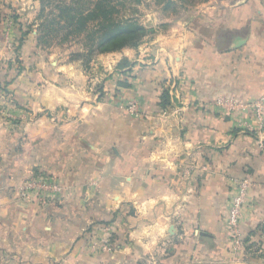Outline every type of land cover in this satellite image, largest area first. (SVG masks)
<instances>
[{"label":"crops","instance_id":"obj_1","mask_svg":"<svg viewBox=\"0 0 264 264\" xmlns=\"http://www.w3.org/2000/svg\"><path fill=\"white\" fill-rule=\"evenodd\" d=\"M5 4L0 264H264V0L145 22L89 66L42 49L40 0ZM134 100L139 117L120 108ZM35 173L54 196L26 205L12 192ZM233 177L249 182L239 243Z\"/></svg>","mask_w":264,"mask_h":264},{"label":"rangeland","instance_id":"obj_2","mask_svg":"<svg viewBox=\"0 0 264 264\" xmlns=\"http://www.w3.org/2000/svg\"><path fill=\"white\" fill-rule=\"evenodd\" d=\"M63 2H70L71 0H62ZM126 2L123 5H118V8H120L119 16H122L123 18H133L138 23L145 24V22H155L156 20H162L165 18H168L170 20H180L182 18H186V16L190 13L192 10H199L201 8L206 9L208 4L211 2L218 3L222 0H125ZM228 3L231 4H242V0H225ZM5 0H0V10L2 11V7L4 8H14V6H9L5 4ZM12 4V3H10ZM64 3H61L59 0H46L43 4V6H40V10L38 11V18L42 17L43 24H45L43 27H39L38 34L42 39L41 46L42 49L45 52H60L63 53V51L71 52V57L75 59L78 58V53L81 52H87V44H90L91 41L87 38V33L89 32H83L80 35L72 34L69 35V29L65 28V22L64 19L60 20V18H55L60 13V7L64 6ZM31 7V6H30ZM41 9H44V12H41ZM31 9H23L22 12H27ZM54 19V23L52 26H49L50 21ZM60 20V22H59ZM41 23V21H39ZM170 24V23H168ZM61 26H64L62 29ZM95 26V23L92 22L90 24V28H93ZM145 26V25H144ZM60 27V29H59ZM48 29L50 32L53 29H56V31L48 34L46 33V30ZM59 31L57 32V30ZM41 34V35H40ZM46 34V35H45ZM68 34V35H67ZM81 59V58H80ZM11 80H9L7 83H4V87L9 85L15 75L9 76ZM6 92V100L4 104L10 105L11 103H14L15 101L14 96H11L9 91ZM0 165L2 166V162L0 161ZM37 174V175H36ZM47 175L43 173H35L30 176H28L22 183V185L15 190H13L12 194H14V197L16 194H18V198H20L23 202L27 200L26 205H29L30 203L37 202L39 204H45L48 202L47 196H52L51 193L47 194L46 196L42 193L43 190L49 185ZM1 179H3L0 176ZM0 179V181H1ZM33 183V184H31ZM35 183V185H34ZM33 185V186H32ZM35 188L39 189V195L38 201L34 199L32 191L35 190ZM35 192V191H34ZM33 192V193H34ZM4 193H0V195H3ZM13 197V195H12ZM13 197V198H14ZM32 197V198H31ZM30 198V199H29ZM26 199V200H25Z\"/></svg>","mask_w":264,"mask_h":264},{"label":"trees","instance_id":"obj_3","mask_svg":"<svg viewBox=\"0 0 264 264\" xmlns=\"http://www.w3.org/2000/svg\"><path fill=\"white\" fill-rule=\"evenodd\" d=\"M40 1L43 6L46 0ZM59 1L64 3V6L60 7V13L55 18L64 19L65 28L69 29L68 34L80 35L83 32H89L86 36L91 42L86 46L88 48L87 52H81L77 55L78 58L83 60L85 66H89L91 60L98 54L118 51L125 47H137L152 32V29L146 28L133 18L119 16L120 8H118V5H123L126 2L125 0ZM41 12L43 13L44 9H41ZM55 18L50 21L49 26L53 25ZM92 22L95 23V26L90 28ZM44 25L42 19L39 27ZM61 28L63 29L64 26H61ZM45 30L48 34L56 31V29L51 32L48 29ZM39 40L42 42L40 36ZM169 104V93L164 90L161 95L160 106L166 107ZM102 223L104 224V222Z\"/></svg>","mask_w":264,"mask_h":264},{"label":"built area","instance_id":"obj_4","mask_svg":"<svg viewBox=\"0 0 264 264\" xmlns=\"http://www.w3.org/2000/svg\"><path fill=\"white\" fill-rule=\"evenodd\" d=\"M262 104L257 105L256 114L259 117L264 116V96ZM218 104L223 106H229L234 103L233 100L221 98ZM120 108L124 109L126 112L139 117L142 115V107L138 100L129 102L128 104H122ZM231 182L235 185L237 193L231 200L228 213V224L231 229V233L234 235V239L237 243L240 242V222L242 218V211L246 203L248 202V191L249 182L246 179H240L237 177L231 178Z\"/></svg>","mask_w":264,"mask_h":264}]
</instances>
